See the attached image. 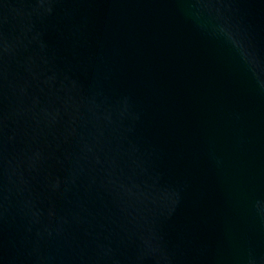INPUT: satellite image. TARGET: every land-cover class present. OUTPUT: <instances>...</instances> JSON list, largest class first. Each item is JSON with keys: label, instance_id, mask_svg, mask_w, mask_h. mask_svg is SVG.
<instances>
[{"label": "water", "instance_id": "water-1", "mask_svg": "<svg viewBox=\"0 0 264 264\" xmlns=\"http://www.w3.org/2000/svg\"><path fill=\"white\" fill-rule=\"evenodd\" d=\"M0 264H264V0H0Z\"/></svg>", "mask_w": 264, "mask_h": 264}]
</instances>
